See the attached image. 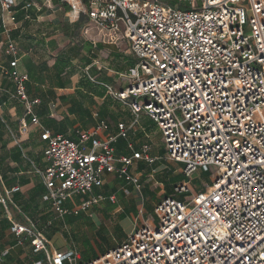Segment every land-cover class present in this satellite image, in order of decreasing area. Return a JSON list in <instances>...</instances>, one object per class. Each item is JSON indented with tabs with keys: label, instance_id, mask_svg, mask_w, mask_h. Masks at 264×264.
<instances>
[{
	"label": "built area",
	"instance_id": "obj_1",
	"mask_svg": "<svg viewBox=\"0 0 264 264\" xmlns=\"http://www.w3.org/2000/svg\"><path fill=\"white\" fill-rule=\"evenodd\" d=\"M59 1L74 16L86 15L109 42H127L137 59L126 75L129 84L108 91L130 110V128L142 112L154 121L164 158L181 165L187 182L155 205L157 223L133 228L89 260L76 250H54L34 226L12 222L18 242L28 238L33 253L44 254L34 264H264V0ZM1 3L3 22L13 21L14 0ZM5 52L16 54L13 41L7 40ZM9 65L12 98L39 126L38 100L28 98L16 60ZM107 128L99 122L81 130L78 142L41 133L49 165L39 173L55 212L67 213L65 201L101 187L105 173L139 186L129 167L156 160L149 144L136 152L132 143L131 156L115 158L116 136L98 138ZM118 128L124 134V124ZM28 132L22 119L20 133ZM210 167L216 168L213 181L194 191L189 180ZM104 200L115 197L81 199L74 213Z\"/></svg>",
	"mask_w": 264,
	"mask_h": 264
},
{
	"label": "crops",
	"instance_id": "obj_2",
	"mask_svg": "<svg viewBox=\"0 0 264 264\" xmlns=\"http://www.w3.org/2000/svg\"><path fill=\"white\" fill-rule=\"evenodd\" d=\"M1 13L0 0V198L4 200V203L0 201L1 264H34L44 258L42 252L33 253L28 238L18 242L10 229L12 222L34 226L54 250H71L63 243L62 217L73 213L81 199L79 203L73 198L65 201L62 205L67 210L65 214L55 212L51 202L44 199L47 189L39 172L49 164L44 157L43 130L78 142L79 131L105 122L108 128L98 138L116 136L112 143L115 158L131 156L133 151L149 144L150 155L156 160L152 163L137 160L129 167L131 174L138 178L139 186L105 173L101 188L111 192L107 196L95 194L100 187H94L87 199L113 195L115 201L104 200L79 212L93 207L95 215H102L109 203L114 206L104 218L115 215L119 219H132L131 230L143 223H153L146 216L145 207L153 206L154 211L161 199L171 196L174 187L182 183L172 179L182 174L165 172L161 184L167 187L162 196L148 185V177L161 167L157 163L167 160L165 150L154 148L140 116L136 126L130 128L133 119L130 110L108 91V87L120 91L129 84L126 75L135 67L137 59L127 42L123 38L116 43L109 42L103 32L89 23L86 15L74 16L68 5L59 0H14L10 14L14 20H4L5 23ZM7 40L14 42L15 55L6 54ZM13 60H16L15 69L27 78L24 85L28 98L38 100L33 110L39 126L30 123L31 116L25 115L23 106L12 98L15 82L9 75L13 70L9 63ZM22 119L29 127L27 134L20 133ZM119 124L126 127L124 134ZM128 143L133 144V151L128 149ZM13 187L19 189L10 192ZM116 191L122 194V199L116 197ZM117 233L118 241L128 234L119 227ZM113 246L96 249L89 259ZM80 256L82 259L81 253Z\"/></svg>",
	"mask_w": 264,
	"mask_h": 264
},
{
	"label": "rangeland",
	"instance_id": "obj_3",
	"mask_svg": "<svg viewBox=\"0 0 264 264\" xmlns=\"http://www.w3.org/2000/svg\"><path fill=\"white\" fill-rule=\"evenodd\" d=\"M262 114L264 115V109H262ZM140 123L146 126L147 133L150 136V140L155 147H160V151H163V140L162 136L157 129L154 121L149 118L144 112L140 114ZM160 169L152 172V177H148V185L159 195L162 196L165 184H161V180L166 177L167 171L175 172V174L180 173L181 165L170 160H162L160 163ZM216 173L215 167H210L208 170L203 172H197L193 174L192 179L189 180V185L194 191L204 190L207 184H211ZM172 187L173 185H169ZM111 191L108 188H98L95 194H101L107 196ZM161 192V193H160ZM116 197L120 200L122 199V194L119 191L114 192ZM87 196H74L73 199L79 203L80 199H87ZM107 198V197H106ZM137 200V199H135ZM107 203V201H105ZM114 205L107 203V208L95 215L93 207L88 211H78L77 213H69L62 217L61 234H63V243L65 248L79 251L82 255L83 260H87L94 256L96 249L102 250L104 246H113L118 241L117 227L121 228L124 233H129L133 224L132 219L128 220L126 218L119 219L115 215H111L110 218L107 217L109 211ZM146 216L151 219L154 223H157V218L154 215L153 206L145 207ZM94 212V214H93ZM89 214H92L90 216ZM98 218H97V217Z\"/></svg>",
	"mask_w": 264,
	"mask_h": 264
},
{
	"label": "trees",
	"instance_id": "obj_4",
	"mask_svg": "<svg viewBox=\"0 0 264 264\" xmlns=\"http://www.w3.org/2000/svg\"><path fill=\"white\" fill-rule=\"evenodd\" d=\"M172 181L173 182H180V181L187 182V180L184 178L183 175H179V176L173 177Z\"/></svg>",
	"mask_w": 264,
	"mask_h": 264
}]
</instances>
